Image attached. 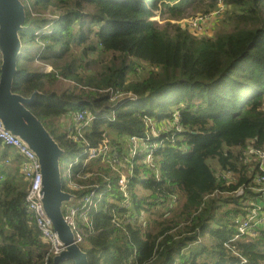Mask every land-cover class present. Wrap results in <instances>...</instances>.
I'll return each mask as SVG.
<instances>
[{"label": "trees", "instance_id": "obj_1", "mask_svg": "<svg viewBox=\"0 0 264 264\" xmlns=\"http://www.w3.org/2000/svg\"><path fill=\"white\" fill-rule=\"evenodd\" d=\"M20 1L25 20L11 92L35 94L27 109L62 151L69 179L62 191L79 202L78 247L88 264H264V231L234 239L257 173L242 153L264 149V0H221L229 28L210 37L152 19L159 12L180 21L188 7L205 17L219 0ZM78 47L81 59L96 52L120 63L78 73ZM34 59L51 71L32 68ZM139 62L148 70L130 80ZM60 79L88 91L52 89ZM84 111L86 124H62ZM100 145L118 154L125 148L123 187L101 157L86 160L85 150ZM7 156L0 152V264H44L47 246L25 206L27 183L18 158L4 164ZM225 173L233 175L229 183ZM242 186L243 198L225 195Z\"/></svg>", "mask_w": 264, "mask_h": 264}, {"label": "water", "instance_id": "obj_2", "mask_svg": "<svg viewBox=\"0 0 264 264\" xmlns=\"http://www.w3.org/2000/svg\"><path fill=\"white\" fill-rule=\"evenodd\" d=\"M25 20V7L20 0H0V121L3 128L20 139L36 156L42 175V205L58 234L64 251L54 258V264L70 261L88 264L87 255L74 243V234L61 211L62 203L73 197L62 191V151L27 106V99L11 92L12 80L21 56L19 32Z\"/></svg>", "mask_w": 264, "mask_h": 264}, {"label": "built area", "instance_id": "obj_3", "mask_svg": "<svg viewBox=\"0 0 264 264\" xmlns=\"http://www.w3.org/2000/svg\"><path fill=\"white\" fill-rule=\"evenodd\" d=\"M224 8L226 9L225 3L219 0L215 11L211 13L210 16H216ZM203 19L205 18L196 17L191 19L189 22L185 21V23L186 26L193 31L192 33L195 34L197 31L202 34L206 33L202 30V27L205 26ZM89 120L90 116L86 111L78 112L74 115V121L77 125L86 124ZM130 141L133 145H135L136 140L134 138H131ZM0 146L13 149L21 159V164L18 167V173L23 181L27 183L25 206L40 233L41 241L47 246V252L44 255V264H47V261L50 258H55L64 251V246L60 241L58 234L53 230L51 221L48 219L43 209L42 175L40 172V165L34 153L30 151L20 139L6 131L3 128L1 121ZM106 148L107 146L100 145L98 148L86 149V159L89 160L101 157ZM242 159L244 164H251L257 173L251 180L252 187L250 190L253 193V197L248 198L243 202L245 207L244 215L235 220L236 235L234 236V239H237L240 236L253 239L260 236L261 232L264 231V149H258L251 146L247 147L242 153ZM8 163V160L4 161V164ZM232 177L233 175L230 173L222 175V179L227 183L232 180ZM121 179L122 178L119 180L120 186L123 182ZM245 190L246 187L242 186L235 192L225 195L243 198L245 196ZM90 203L91 200L89 198H85L83 201V204L86 207L89 206ZM63 216L67 225L74 234V243L78 245L82 241V235L76 232L75 218L77 216V209L68 207ZM81 216L84 217L85 213H82ZM243 263H245V261Z\"/></svg>", "mask_w": 264, "mask_h": 264}, {"label": "rangeland", "instance_id": "obj_4", "mask_svg": "<svg viewBox=\"0 0 264 264\" xmlns=\"http://www.w3.org/2000/svg\"><path fill=\"white\" fill-rule=\"evenodd\" d=\"M184 11H185L184 18L181 19L180 21H174V20L167 19L168 17L166 14L161 15L159 12L155 13V17L152 20H154L159 26H162L166 22L170 21L169 23H171V24H179L180 26L185 27L186 26L185 21L189 22L191 19H194L196 17H202V15L199 12H193L190 10L189 7ZM224 11H225V8L221 12H219L216 16H210L211 15L210 14L208 16L202 17V18H205V19H203L204 20L203 23L205 24V26H203L202 27L203 29L202 28L201 29L206 32V34H205L206 36H209V37L213 36L214 32L220 28H225V29L229 28V22L224 20V17H225ZM49 12H52V9H49ZM54 15L56 16L57 13L55 12ZM50 17H54V16L51 15ZM186 27L188 28V26H186ZM189 31L193 32L190 29H189ZM195 34L197 36H201V35H199L200 33L197 31L195 32ZM80 50H81V48L78 47L72 51L74 58H77V62L78 63L82 62V70H79L78 73H83L85 75H92L93 73H96L98 70H100V68L103 64L108 63L110 61V59L115 60V63H117V64L120 63V58L117 55H115V57H112L111 55L101 56V55H98L96 52L89 53L88 55H86V57L81 59ZM72 58H73L72 56L67 57L68 61H72ZM138 65H139L138 70L136 71V73H134V75L131 73H127V77L130 80H140L146 74L148 67L142 62H139ZM31 67L34 69H37V70H41V71H46V72L51 71V67L49 65L44 64V63H40L37 59H34V61L31 64ZM52 89H54L58 92H62L64 90H74L73 95H77V94L81 95L82 93L86 94L88 91L83 85H75L73 82L64 81L61 79L58 80V82L53 86ZM71 115H72V117H71ZM73 115L74 114L70 112V114L67 116L68 118L66 117L67 118L66 120L64 119L61 121L65 127L72 128L74 126V124H73L74 116ZM124 147H125V144H124ZM114 148H115V146H114ZM114 148L113 147L110 148L109 145H107V148L103 151V154L101 156V163L109 164L114 170H116L118 172L120 178H122L121 180H123V182L121 184V186L123 187L124 181H125L126 154H127V152L125 151V148H124L121 151V154H118ZM7 150H8V152H13L12 149H7ZM130 154L132 155V153H130ZM129 155H127V156H129ZM86 160H88V159H86ZM89 160H93V159H89ZM146 160H148V159H146ZM208 164L214 170V172H217L218 174L221 173V172H219V168H218L215 160H209ZM61 179H62V185L64 187H68L69 179H68V174H67V170H66V163H63V165L61 166ZM220 198L228 199L226 196H224V197L220 196ZM78 206H79V202L77 200H75V199L71 200L70 199L69 201L62 203V205H61L62 214L63 215L65 214L66 209L68 207L76 208Z\"/></svg>", "mask_w": 264, "mask_h": 264}, {"label": "crops", "instance_id": "obj_5", "mask_svg": "<svg viewBox=\"0 0 264 264\" xmlns=\"http://www.w3.org/2000/svg\"><path fill=\"white\" fill-rule=\"evenodd\" d=\"M7 149H10V148H5V147L0 146V152L5 151V152L7 153V155H8V156L3 160V163H4L5 160L11 161V159L14 160V158H18L19 163H18L17 165H18V167H19L20 164H21V159H20V157L15 153V151H14L13 149H12L13 152H8ZM15 160H16V159H15Z\"/></svg>", "mask_w": 264, "mask_h": 264}]
</instances>
